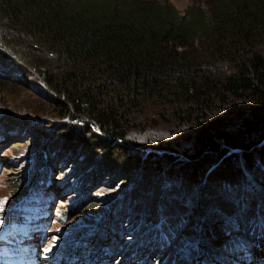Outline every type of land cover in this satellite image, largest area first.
Wrapping results in <instances>:
<instances>
[{
	"label": "trees",
	"instance_id": "16d2710c",
	"mask_svg": "<svg viewBox=\"0 0 264 264\" xmlns=\"http://www.w3.org/2000/svg\"><path fill=\"white\" fill-rule=\"evenodd\" d=\"M0 43L19 62L30 60L54 97L59 119L86 126L110 151L125 146L129 122L150 121L171 136L144 145L137 141L138 146L154 155L164 152V163L171 162L180 174L188 163L174 161L179 156V162L197 164L195 170L207 160L212 168L223 161L204 177L216 172L226 176L237 157L224 159L238 149L247 162L243 167L248 166L240 172L242 178L256 184L249 161L259 153L264 166V0H201L183 11L169 0H0ZM1 77L0 84L7 83ZM6 134L0 132V141ZM54 157L38 165L43 168L31 179L30 193L48 189L58 170ZM80 176L77 171L67 187L76 195L83 187L73 188ZM26 184L20 181L11 192L16 202L28 195ZM227 185L232 188L233 182ZM120 206L101 225V232H107L106 223L110 226L103 238L91 233L97 243L86 258L97 254L112 233L107 255L119 251V241H127L118 261L135 253L133 263L142 252L137 264H193L186 260L190 251L175 258L163 250L179 229L142 228L131 216L124 218ZM96 208L93 200L80 212L97 213ZM247 216L240 212L237 218L247 222ZM261 224L264 214L258 213L244 224L247 236L231 233L221 240L244 250L254 236H264ZM223 230L232 231L228 226ZM228 254L239 255L235 250Z\"/></svg>",
	"mask_w": 264,
	"mask_h": 264
},
{
	"label": "rangeland",
	"instance_id": "374dc122",
	"mask_svg": "<svg viewBox=\"0 0 264 264\" xmlns=\"http://www.w3.org/2000/svg\"><path fill=\"white\" fill-rule=\"evenodd\" d=\"M169 1L180 11L201 2ZM13 54L0 43V74L8 76H0L7 81L0 84V132L7 133L6 138L0 141V147L4 148L0 152V264L18 261V257L26 252L25 246L31 244L35 246V256L41 259L39 264L131 262L135 253L118 261L127 241L121 245V241L115 244L120 248L119 251L114 249L115 254H105L108 238L111 235L114 237L112 233L109 237L107 234L106 243L97 254L91 258L84 256L97 243V240L92 241L91 233H96L94 237L103 238L110 226L106 223L103 231L107 232H101V225L109 221L112 211L120 205H123L122 216H131L142 228L148 224L147 227L152 226L151 231H159L164 225L179 229L163 249L164 252L170 250L175 258L180 254L185 257V251H190L186 260L193 264H264V236H254L247 246L251 250L249 262L243 260L247 258L243 253L246 249L237 248L235 244L229 248L225 242L231 233L236 235L235 238L247 236L246 232L242 233L246 229L244 224L251 223L258 213L264 214V166L261 165V154L255 153L249 161L256 173L254 185L253 181L245 180L240 174L248 166L243 167L242 163L247 162L238 149L224 159L237 157L235 167L226 176H219V172H216L208 178L204 177L211 170L214 173L223 161L212 168L207 160L201 169L195 170L197 164L190 165L188 160L179 162L183 160L179 156L174 161L180 165L188 163L180 167L184 171L181 175L176 167L171 166V162L167 160L164 163V152L154 155L145 147L138 146V142L144 145L159 139L169 140L171 136L164 134L165 128L152 127L150 121H137L139 125L129 122L124 128L130 129L125 146L117 145L114 151H110L105 142L95 140L97 134L86 126L59 119L56 115L58 110L53 104L54 97L42 83L36 68L30 60L21 63ZM154 121L159 120L155 118ZM54 155L58 170L48 189L32 194L31 199L19 206L17 216L21 218L7 223L6 215L16 203L17 197L14 199L11 196L16 184L27 180L26 189L29 188L31 179L43 168L38 166L41 161ZM77 171L81 172V176L73 188L83 185L80 195H76L74 189L67 188ZM95 181L99 183L93 185ZM228 182H233L232 188L227 185ZM202 183H205L204 187H200ZM85 194L87 197L83 199ZM51 198L55 199L51 201ZM93 200L98 206L97 213L80 212ZM261 208L263 212H259ZM13 211L17 213V210ZM240 212L248 214L247 222L237 218ZM226 226L232 231L226 233L223 230ZM259 229L264 235L263 224ZM223 235L225 240H221ZM85 241L88 246H83ZM208 242L215 248L208 247ZM75 245L76 249H73ZM201 248L205 250L196 254ZM233 250L239 255L228 254ZM141 254L137 256L135 264Z\"/></svg>",
	"mask_w": 264,
	"mask_h": 264
},
{
	"label": "bare ground",
	"instance_id": "6f19581e",
	"mask_svg": "<svg viewBox=\"0 0 264 264\" xmlns=\"http://www.w3.org/2000/svg\"><path fill=\"white\" fill-rule=\"evenodd\" d=\"M203 247L206 248L204 245ZM25 248H26V252H23L21 256L18 257V261L13 262L11 264H39L40 263L41 261L40 257H38L37 255L35 256V254L33 253L35 246L31 244L30 246H25ZM204 250L205 249L201 248L200 251H198V254L202 253Z\"/></svg>",
	"mask_w": 264,
	"mask_h": 264
}]
</instances>
